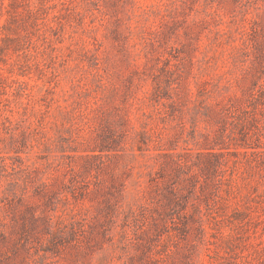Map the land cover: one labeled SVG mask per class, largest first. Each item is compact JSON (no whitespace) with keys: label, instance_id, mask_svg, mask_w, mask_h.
<instances>
[{"label":"rangeland","instance_id":"rangeland-1","mask_svg":"<svg viewBox=\"0 0 264 264\" xmlns=\"http://www.w3.org/2000/svg\"><path fill=\"white\" fill-rule=\"evenodd\" d=\"M0 264H264V0H0Z\"/></svg>","mask_w":264,"mask_h":264}]
</instances>
